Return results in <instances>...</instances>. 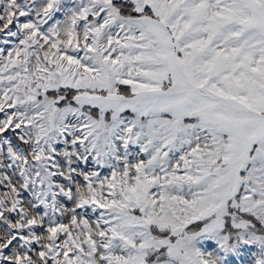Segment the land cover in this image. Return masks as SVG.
<instances>
[{"label": "snow or ice", "instance_id": "snow-or-ice-1", "mask_svg": "<svg viewBox=\"0 0 264 264\" xmlns=\"http://www.w3.org/2000/svg\"><path fill=\"white\" fill-rule=\"evenodd\" d=\"M0 264H264V0H0Z\"/></svg>", "mask_w": 264, "mask_h": 264}]
</instances>
